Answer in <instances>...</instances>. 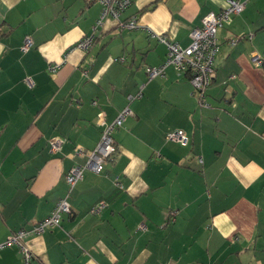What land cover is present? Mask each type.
Segmentation results:
<instances>
[{
  "label": "crops",
  "instance_id": "crops-1",
  "mask_svg": "<svg viewBox=\"0 0 264 264\" xmlns=\"http://www.w3.org/2000/svg\"><path fill=\"white\" fill-rule=\"evenodd\" d=\"M239 1L244 11L218 32L203 108L174 67L149 79L167 58L151 32L186 47L226 0H131L120 20L139 29L109 19L96 33V0H0V243L67 199L59 227L26 239L31 264H264V0ZM93 35L88 52L75 48ZM127 106L116 155L71 190L68 172ZM178 129L189 146L167 140ZM0 264H23L19 248L0 251Z\"/></svg>",
  "mask_w": 264,
  "mask_h": 264
},
{
  "label": "built area",
  "instance_id": "built-area-1",
  "mask_svg": "<svg viewBox=\"0 0 264 264\" xmlns=\"http://www.w3.org/2000/svg\"><path fill=\"white\" fill-rule=\"evenodd\" d=\"M102 7L99 19L94 26V32H98L106 21L109 19L118 22V27L121 30H137L140 25L137 23L136 18H131L127 21H121L120 17L130 7L131 0H96ZM245 3L239 0H226V7L219 13H209L202 20V26L194 28L190 32L191 42L188 46L184 47L177 42L170 41L166 36L159 35L151 32V35L157 39L160 44L167 48V58L159 66L148 67L146 69L150 80L165 75L168 67H174L178 72L187 74L189 81L193 87L194 94L198 97L199 105L203 108L209 107L206 96L207 92L213 82L214 63L217 54L220 51V44L218 40V32L224 28L225 24L232 20L233 17L240 15L245 9ZM238 41L236 39L231 41L235 45ZM95 43L94 35L86 37L81 40L76 49L88 52ZM34 42L31 37H26L21 46L23 53H28L33 47ZM253 62L257 65H262V59L254 55ZM61 65L53 64L50 66L51 72H56L60 69ZM25 82L32 87L33 81L31 78H26ZM142 96L139 92L136 96H129V102L138 99ZM133 116V112L129 106L124 108L118 116L111 122H103L102 137L97 147L89 153L88 160L85 165L75 166L71 168L66 176V181L69 188L72 190L78 182H80L86 170L93 171L97 174L104 172L105 167L117 153V146L115 143L114 135L123 126L125 120ZM167 140L179 143L183 147L190 144L191 138L188 133L183 129L174 130L167 134ZM62 139L51 141V151H60L63 145ZM82 154V152H79ZM202 163V157L198 158ZM104 203H100L92 210L93 213L99 214L105 208ZM72 208L67 199H61L51 216L38 222L30 230H19L18 232L9 236L4 242L0 243V251L16 246L19 248L23 264H31L35 255L26 245V239L33 235H42L47 230L59 227L63 220L64 215H71ZM175 214L171 215V218ZM145 229V226H141Z\"/></svg>",
  "mask_w": 264,
  "mask_h": 264
}]
</instances>
